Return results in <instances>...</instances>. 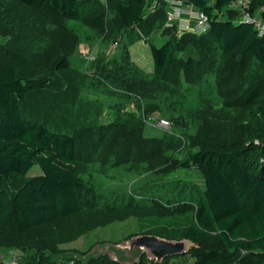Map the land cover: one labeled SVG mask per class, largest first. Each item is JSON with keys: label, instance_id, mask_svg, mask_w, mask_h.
<instances>
[{"label": "rangeland", "instance_id": "374dc122", "mask_svg": "<svg viewBox=\"0 0 264 264\" xmlns=\"http://www.w3.org/2000/svg\"><path fill=\"white\" fill-rule=\"evenodd\" d=\"M121 1L81 0L91 10L81 21H66L0 0V53L7 45L6 57L27 79H50L32 97L43 107L39 117L98 149L77 176L81 212L22 236L0 229V264H28L32 254L40 257L36 264H66L70 257L88 263L93 256L134 264L146 252L132 242L144 235L185 242L186 252L224 247L216 235L197 242L184 238L205 183L197 168L181 165L202 149L238 151L249 144L251 137L240 125L255 118L254 109L234 100L262 77V67L251 57L228 56L210 37L161 29L157 23L146 42L142 29L133 32L117 20ZM96 15L105 18L103 30L93 23ZM168 38L182 42L167 77L158 88L138 85L153 73L150 45L160 47ZM53 42L59 43L56 52ZM67 52L75 81L69 93L60 91L69 74L54 73L57 58ZM40 53L47 58L48 75L33 62ZM5 61L0 56V69ZM134 119L142 123L136 140L127 136L126 123ZM163 119L170 122L168 129L157 124ZM116 133L122 134L115 141ZM39 173L35 167L27 177L0 179V188L14 192ZM184 254L170 262L193 261Z\"/></svg>", "mask_w": 264, "mask_h": 264}, {"label": "trees", "instance_id": "16d2710c", "mask_svg": "<svg viewBox=\"0 0 264 264\" xmlns=\"http://www.w3.org/2000/svg\"><path fill=\"white\" fill-rule=\"evenodd\" d=\"M1 1L16 3L66 21H81L91 10L81 0ZM154 1L125 0L115 7L121 25L133 32L137 28L143 30L146 42L156 23L163 29L167 19L164 1L156 0L159 5L151 10ZM186 1L212 20L211 30L204 36L212 38L228 56L254 58L263 72L261 78L253 81L234 100L236 106L245 110L254 109L255 118L240 125L242 131L251 137L249 144L238 151L202 149L181 165L185 169L197 168L205 183L196 205L195 221L184 238L197 242L216 235L224 247L208 251L192 247L184 256L193 261L180 264H264V35L253 24L239 22V13L229 8L232 0ZM249 1L252 14H256L264 5V0ZM261 15L264 20V13ZM93 23L98 30H103L106 24L103 15H96ZM165 31V34H169V30ZM181 42L175 43L168 38L160 47L151 44L153 73L149 80L139 81L138 85L141 83L158 88L170 72L176 53L181 48L178 43ZM2 46L0 56L6 61L0 69V179L8 181L15 175L27 177L35 167L40 170L39 174L29 177L14 192L0 188V229L11 235L22 236L81 212L83 204L77 176L82 165L98 154V149L90 150L92 145L88 146L85 140L81 143L76 132L51 126L39 117L43 107H36L32 97L45 90L50 79L37 81L21 75L17 65L6 57L10 49L7 45ZM50 46L56 52L59 43L53 42ZM68 52L57 58L54 73L69 74L66 87L60 90L63 92L68 89L69 93L74 89L75 81L70 80L73 75L70 60L65 57ZM33 62L43 76L51 73L43 65L47 63L45 54L40 53ZM136 71L138 75L139 69L136 68ZM140 120L126 123L130 127L127 136L139 139ZM96 130H100V134H107L103 127L96 126ZM121 134L114 135L115 141ZM84 149L88 155H84ZM179 257H167L161 263H155L149 262L147 254L143 253L139 262L134 264H171V260L176 262ZM37 258L40 257L32 254L27 263L36 264ZM72 260L75 264H127L107 262L104 256H93L88 263L70 257L66 264Z\"/></svg>", "mask_w": 264, "mask_h": 264}, {"label": "built area", "instance_id": "2783aa9c", "mask_svg": "<svg viewBox=\"0 0 264 264\" xmlns=\"http://www.w3.org/2000/svg\"><path fill=\"white\" fill-rule=\"evenodd\" d=\"M167 9V19L165 22V29L177 28L178 31L184 34H194L198 36L206 35L211 30L212 20L209 16L198 10L194 5L190 4L186 0H163ZM159 2L154 1L151 6L152 9H156ZM249 0H232L229 4V8L239 13L240 21L253 24L261 35H264V20L262 13H264V5L259 9L256 14H252L249 10ZM143 36V35H142ZM144 38V36H143ZM159 124L162 128L168 129L170 122L167 120H160ZM146 252L149 262H162L158 260L150 251L141 248ZM67 264H75L72 260ZM172 264V263H171Z\"/></svg>", "mask_w": 264, "mask_h": 264}, {"label": "water", "instance_id": "95a60500", "mask_svg": "<svg viewBox=\"0 0 264 264\" xmlns=\"http://www.w3.org/2000/svg\"><path fill=\"white\" fill-rule=\"evenodd\" d=\"M132 246L147 249L158 260L182 255L186 252L185 242H170L161 240L154 235H144L138 237L132 242Z\"/></svg>", "mask_w": 264, "mask_h": 264}]
</instances>
